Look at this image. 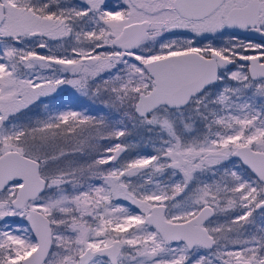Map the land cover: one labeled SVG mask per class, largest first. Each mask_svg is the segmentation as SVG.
I'll return each mask as SVG.
<instances>
[{"label": "snow or ice", "instance_id": "1", "mask_svg": "<svg viewBox=\"0 0 264 264\" xmlns=\"http://www.w3.org/2000/svg\"><path fill=\"white\" fill-rule=\"evenodd\" d=\"M0 264H264V0H0Z\"/></svg>", "mask_w": 264, "mask_h": 264}]
</instances>
